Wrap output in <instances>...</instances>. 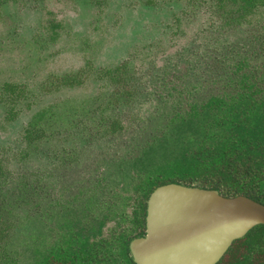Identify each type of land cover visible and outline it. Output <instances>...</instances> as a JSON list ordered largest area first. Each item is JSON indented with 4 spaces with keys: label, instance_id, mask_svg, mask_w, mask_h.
<instances>
[{
    "label": "rangeland",
    "instance_id": "1",
    "mask_svg": "<svg viewBox=\"0 0 264 264\" xmlns=\"http://www.w3.org/2000/svg\"><path fill=\"white\" fill-rule=\"evenodd\" d=\"M180 7L144 5L142 0H106L100 7L94 0H18L0 5V153L13 171L45 168L50 173L39 181L30 178L36 185L34 195L28 206L14 210L20 219L14 227L15 244H23L30 235L51 244L66 216L56 201L69 200L103 171L105 186H116L108 177L113 181L119 176L117 160L128 157L133 135H138L137 143L159 131L153 115L156 101L148 98L150 77L167 55L195 48L194 32L209 26L202 11L176 24L174 14L178 15ZM252 26L244 24L232 39L243 41ZM125 61L132 66L126 80L101 72ZM78 72L80 83L71 87L62 84L68 75ZM3 83L23 86L25 93L17 104L20 111L13 110V101L3 96ZM120 88L127 95L114 96L111 108H107L105 99ZM67 106L78 113L65 123L58 118ZM41 109L55 114L50 123L57 134L48 142L41 141L38 154L19 161L16 155L23 147V129L31 115ZM8 110L19 111L12 121L6 119ZM101 115L105 121L118 118L122 131L90 134L97 129ZM59 150V155L55 154ZM15 187L13 179L4 191L12 195ZM44 208L48 210L42 216ZM25 215L27 219H21ZM30 257V252H24L20 264H28Z\"/></svg>",
    "mask_w": 264,
    "mask_h": 264
},
{
    "label": "flooded vegetation",
    "instance_id": "2",
    "mask_svg": "<svg viewBox=\"0 0 264 264\" xmlns=\"http://www.w3.org/2000/svg\"><path fill=\"white\" fill-rule=\"evenodd\" d=\"M9 1L15 2L18 0H0V5ZM105 1L94 0V4L100 7ZM142 3L151 6L158 3L161 5L165 3L180 4L181 7L178 15L174 14L176 24L182 22L183 17L197 16L198 12L202 11L204 16L209 20V26L197 29L194 32V40L197 43L195 48H191V50L186 48L184 51L178 50L176 53L167 55L164 64L152 73L150 77L152 88L150 91L148 90V98L150 102L151 100L156 101L153 115H155L154 118L160 124V129L156 133L150 134L144 140L138 139L137 143H134V140L138 135H133L134 137L131 140V145L133 146L129 150L128 157H122L117 160L119 162L117 164L119 176L113 181L108 177V180L116 184V186H105L103 181L106 180V177H104L106 172L103 171L87 188L80 189L69 200L59 199L56 201L60 205V212L64 211L62 205H66L68 202L67 207H72L78 214H82L81 222L86 221L89 224L94 223L97 225V220L106 214V218L103 224L99 226L100 229L96 236L100 244L94 246L92 252H94L97 258H100V255H106L107 252L116 250L114 246L117 242L116 239L112 240V238L119 231L124 230L128 246L127 256L131 257L133 262L129 245L132 239L143 236L146 233V213L149 197L156 187L171 183L163 182L154 186L145 198L140 197L138 195L139 192L132 189L133 180L129 181V177H134L135 180L137 177L145 175V172L140 169V160L144 157V152L153 148V160L156 162V160L168 158L171 153H177L176 149L179 143H184L193 148L211 150L213 146L212 133L207 127L205 128L200 123L197 124V127L205 128L203 130L205 136L203 137L202 133H197L196 129L194 131L190 130V126L187 128L186 124L181 123L180 120L186 119L193 106L201 107L212 97L222 96L224 92L227 93L232 89L227 84L228 75H232L230 70L234 69L233 64L238 59H245L246 61V65L238 74L240 75L246 70H252L253 67H257L264 57V5H257L250 13L236 17V15L229 16L227 13L229 9H233L237 5V3H232V0H142ZM244 24H253L250 28L252 31L249 36L243 39V41L238 38L232 39V36L237 35V31L241 30L240 28ZM206 37L209 38L206 40ZM131 67L130 62L125 61L113 67H104L101 69V72L103 71L105 75L110 74L114 78L117 76L126 80V78H129ZM81 72L68 75L66 78L75 77V80L72 82V85H65L71 87L80 83L79 76ZM98 77L99 75H97ZM2 87L3 96H7L8 100L13 101L11 102L14 105L13 110H19L17 109L18 100L25 93L23 86L16 83H3ZM123 91L121 88L111 91L110 97L108 96L104 101L105 106L111 108L113 102L111 98L115 94H118L117 98L125 97L127 93ZM5 93L7 94L5 95ZM159 106L162 107L156 108ZM107 108L104 107V110ZM19 111L12 112L8 110L6 119L10 121L14 120ZM75 113H78L77 109L67 106L66 110L61 112V116L58 119L63 120L65 123L70 122V117L74 116ZM53 118H55V114L53 111L47 109L38 110L31 115L22 132L24 143L22 149L17 152V160L25 162L31 155L38 154L39 149L37 147L40 148L41 141L48 142L57 134L55 129L54 135L50 139H46L49 136L46 133L41 138L26 139L24 132L29 122L34 119L37 126H43L46 122L51 126L50 122ZM105 120V116L101 115L96 124L98 126L97 129L90 134H97V132L98 134L99 132L102 134H118V132L122 131V123L118 118L110 117L107 121ZM70 126H73L72 123ZM51 129L54 128L51 127ZM54 152L59 155L60 150ZM49 156L51 157V155ZM73 157L69 156V158ZM62 161L63 159L60 157L59 163ZM49 176L50 173L45 168H23L20 171H13L9 166L8 160L0 153V264H6L4 262L7 258L10 260V262L6 261L8 264H20V257L26 251L30 252L31 257L28 263L30 264L32 260L31 244L34 242V239L36 241L35 245H39L42 242L46 244L45 241L42 240L41 242L38 240L35 235H30L29 240H26L23 244H15L13 232L16 222L20 221L14 215V210L22 205L28 206L27 203L34 195V190H36V185L31 182L30 178H35V181H39ZM13 179H16V187L13 194L10 195L4 191V188L8 181ZM182 184L216 190L224 197L243 195L264 205L263 202L241 192L224 194L221 188H208L196 181H182ZM96 193H100V196H97ZM103 194L104 198H100ZM8 196L12 198L9 201L6 200ZM6 202H9V206L8 203L5 204ZM140 204L145 206V212L142 216L140 215L143 219L142 224L136 225L131 220L134 209L138 208ZM128 207L131 209L128 210ZM47 210V208L40 210L42 211L41 215L47 214ZM92 212L94 215L90 214ZM112 212H115V214L110 217ZM119 213L122 214L121 218L118 215ZM83 214H85L86 220H83ZM21 219H27V215L23 218L21 217ZM108 228V232H105ZM64 230V228H61L57 231L53 242L57 240L59 232ZM92 239L94 240L95 238H91L90 241ZM52 243L46 244V246L48 247ZM117 259V261H121V256L118 254ZM244 259L245 262H242L243 264H264L263 223L253 225L244 234L235 238L215 264H235L237 261ZM67 264L73 263L69 259ZM134 264L136 263L134 262Z\"/></svg>",
    "mask_w": 264,
    "mask_h": 264
},
{
    "label": "trees",
    "instance_id": "3",
    "mask_svg": "<svg viewBox=\"0 0 264 264\" xmlns=\"http://www.w3.org/2000/svg\"><path fill=\"white\" fill-rule=\"evenodd\" d=\"M232 3L237 5L227 11L228 15L241 17L250 13L255 6L264 5V0H232ZM245 65V59H238L233 64L234 69L230 70L232 75H228L227 81L232 88L229 92L212 97L201 107L193 106L186 119L180 120L187 128L190 126V130L196 129L197 133H202L203 137V130L207 127L212 133V149L193 148L179 143L177 153L156 162L153 160V148L145 151L140 160V169L145 175L135 180L129 177V181L133 180L132 189L137 190L140 197L145 198L154 186L163 182L196 181L208 188H221L224 194L241 192L264 203V57L257 67L238 75ZM74 80L75 77L66 78L63 84L72 85ZM113 96L118 97V94ZM198 123L205 128L197 127ZM36 126L32 119L24 132L26 139L41 138L51 127L48 122ZM54 132L55 129L51 130L46 139H50ZM67 203L62 205V215L66 216L60 226L65 230L59 232L57 240L48 247L42 241L35 245L36 241L32 239L30 264H67L69 259L73 264H134L127 256L124 230L112 238L116 239V250L97 258L92 250L100 244L96 236L106 214L97 220V225L81 222L82 214L67 207ZM144 207L140 204L133 211L131 221L136 225L142 224L140 215L144 214ZM114 214L112 212L110 217ZM118 215L122 217L121 213ZM91 238L95 239L90 241ZM117 254L121 256V261H117ZM6 261L10 262L9 258L4 262L8 264ZM242 262L245 259L235 264Z\"/></svg>",
    "mask_w": 264,
    "mask_h": 264
},
{
    "label": "water",
    "instance_id": "4",
    "mask_svg": "<svg viewBox=\"0 0 264 264\" xmlns=\"http://www.w3.org/2000/svg\"><path fill=\"white\" fill-rule=\"evenodd\" d=\"M264 224V205L243 195L167 183L151 193L146 233L130 241L136 264H215L231 242Z\"/></svg>",
    "mask_w": 264,
    "mask_h": 264
}]
</instances>
